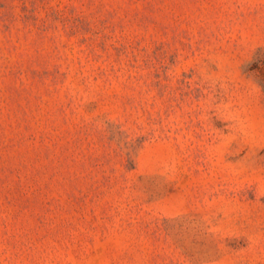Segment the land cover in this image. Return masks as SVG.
<instances>
[{"label": "rangeland", "instance_id": "rangeland-1", "mask_svg": "<svg viewBox=\"0 0 264 264\" xmlns=\"http://www.w3.org/2000/svg\"><path fill=\"white\" fill-rule=\"evenodd\" d=\"M0 264H264V0H0Z\"/></svg>", "mask_w": 264, "mask_h": 264}]
</instances>
